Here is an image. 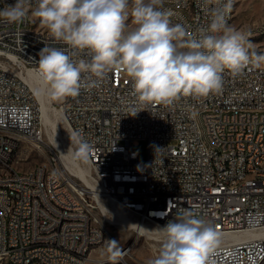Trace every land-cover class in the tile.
<instances>
[{
	"label": "built area",
	"instance_id": "1",
	"mask_svg": "<svg viewBox=\"0 0 264 264\" xmlns=\"http://www.w3.org/2000/svg\"><path fill=\"white\" fill-rule=\"evenodd\" d=\"M227 18L230 25L235 12ZM8 0H0V8ZM195 6V13H188ZM215 0H164L171 24L188 34L210 23ZM6 24L0 36V263L36 261L100 264L92 253L115 224L114 204L137 221L165 226L191 209L220 235L208 264H264V64L239 76L224 72L220 94L182 96L171 105L140 110L131 79L119 69L76 98L51 101L65 121L93 145L89 158L99 196L58 164L59 156L22 169L14 155L23 142L45 143L39 101L24 79L37 72L45 45L35 22ZM14 26V33H7ZM246 33V32H245ZM86 58V53L74 59ZM91 79L96 80L95 77ZM226 122V129H219ZM203 123V130H196ZM145 141V158L137 146ZM258 178L245 180V168ZM243 178V185H235ZM103 205L107 206L104 210ZM239 235L232 240V235ZM130 246L122 247L123 252ZM122 263V259L118 260Z\"/></svg>",
	"mask_w": 264,
	"mask_h": 264
},
{
	"label": "clouds",
	"instance_id": "2",
	"mask_svg": "<svg viewBox=\"0 0 264 264\" xmlns=\"http://www.w3.org/2000/svg\"><path fill=\"white\" fill-rule=\"evenodd\" d=\"M206 3L210 0H205ZM164 0H15L0 8L9 24L38 18L49 35L66 48L45 45L37 72L52 101L76 98L82 88L95 86L114 69L132 81V95L140 110L149 105H171L182 96L206 98L220 94L224 72L241 75L249 65L260 67L264 54L252 51L242 30L227 23L233 0H215L210 23L188 34L182 24H171ZM34 5V6H33ZM129 22L133 26L129 29ZM86 53V58L74 59ZM95 77L96 80L91 79ZM73 159L87 163L93 145L74 131ZM161 232L157 256L147 264H208L220 235L191 209L179 212ZM110 264L124 252L117 240H106Z\"/></svg>",
	"mask_w": 264,
	"mask_h": 264
},
{
	"label": "rangeland",
	"instance_id": "3",
	"mask_svg": "<svg viewBox=\"0 0 264 264\" xmlns=\"http://www.w3.org/2000/svg\"><path fill=\"white\" fill-rule=\"evenodd\" d=\"M32 19L33 22L36 23L35 28L48 32L46 28L41 26L38 18L32 17ZM230 26L246 32L248 39L251 42V48L249 49L250 53L254 51L257 54H264V0H238ZM132 27L131 22H129V29ZM50 107L52 110L50 118L51 123L49 125H44L41 116L43 126L47 130L45 133V143L35 145L33 143L23 142L13 157L14 162L20 168L26 169L34 167L39 163H46L57 153L59 156L58 164L65 172L67 171L64 167V159L65 156H67L69 157V161L74 166L80 168L98 187L96 176L94 175L89 161L87 163H83L73 159L76 144L74 140L71 139L73 133L68 127L60 108L52 103L50 104ZM136 148L139 150L141 157L145 158L147 150L146 142L140 141ZM108 208L111 210L112 206L109 205ZM129 216L131 219L135 220L134 216ZM105 226L106 240L119 241V246L121 248L125 246H132V251L125 257V264H147L149 259H153L157 256L161 243L165 238L164 235L157 236L155 234L150 235L149 237H144L136 234L135 229L125 227L121 224L116 225L105 223ZM136 236L138 237L135 239ZM105 248L106 241L101 245V247L96 249L92 255L97 258L107 257ZM117 264L121 263L117 262Z\"/></svg>",
	"mask_w": 264,
	"mask_h": 264
},
{
	"label": "bare ground",
	"instance_id": "4",
	"mask_svg": "<svg viewBox=\"0 0 264 264\" xmlns=\"http://www.w3.org/2000/svg\"><path fill=\"white\" fill-rule=\"evenodd\" d=\"M15 0H8V4H14ZM6 4H3L2 8L5 7ZM34 6V5H33ZM188 13H195V6H188ZM27 22H33L32 16L29 14V17L26 19ZM7 33H14V26H7ZM6 34V24H0V36ZM34 35L39 36L42 38V41H55L48 32L39 30L37 28H34ZM24 79L27 81V83L30 85L32 91L36 95L39 101V109L40 113L44 122V125H49L51 123V110L52 108L50 107L51 100L49 101L48 97V92L46 87L43 85L42 81L37 78L35 75L32 73H28L27 75L24 76ZM50 102V104H49ZM67 123V122H66ZM68 125V124H67ZM69 127V125H68ZM70 128V127H69ZM219 129H226V122H219ZM45 133L47 130L44 128ZM196 130H203V123H196ZM60 147V145H59ZM42 150V149H40ZM63 158V157H62ZM69 157L65 156V163L64 167L67 171V173L77 179L82 181L85 185L90 187L94 192L96 196H99L101 193L97 189V185L94 184L91 179L84 174V172L74 166L68 159ZM258 178V169L257 167H248L245 168V180H252V179H257ZM235 185H243V178H235ZM104 210H106L107 206L103 205ZM110 210V209H109ZM114 218L113 220L115 221L116 225H123L125 227H131L135 229L136 234L142 235L144 237H149L150 235H157L161 236L163 233L161 232V228L164 226L162 225H154L156 223H142L140 221H137L131 219L129 215H131L129 212L122 210L120 207L117 205H113L112 209L110 210ZM115 213V214H114ZM116 216V217H115ZM132 216V215H131ZM138 236L135 237V239ZM240 237L239 235L235 234L232 235L231 238L232 240H237V238ZM134 239V241H135ZM133 241V243H134ZM132 251V246L124 252L123 258H122V263L125 264V257ZM35 264H53V262H44V261H36ZM56 264H64V262H57ZM67 264H76V263H67ZM100 264H110V261H105V263H100Z\"/></svg>",
	"mask_w": 264,
	"mask_h": 264
}]
</instances>
